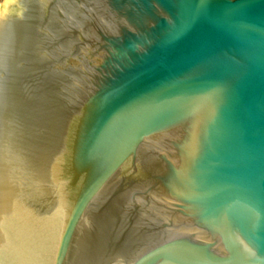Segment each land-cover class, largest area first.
<instances>
[{
    "label": "water",
    "instance_id": "water-1",
    "mask_svg": "<svg viewBox=\"0 0 264 264\" xmlns=\"http://www.w3.org/2000/svg\"><path fill=\"white\" fill-rule=\"evenodd\" d=\"M0 13V264H264V0Z\"/></svg>",
    "mask_w": 264,
    "mask_h": 264
},
{
    "label": "bare ground",
    "instance_id": "bare-ground-1",
    "mask_svg": "<svg viewBox=\"0 0 264 264\" xmlns=\"http://www.w3.org/2000/svg\"><path fill=\"white\" fill-rule=\"evenodd\" d=\"M10 2V0H4V5H8ZM4 6V7H6ZM2 13H0L1 16ZM9 23H10V19L9 18H5V20L3 22H1L0 24V69H1V64H2V60H3V53H4V47H5V43H6V38H7V33H8V28H9Z\"/></svg>",
    "mask_w": 264,
    "mask_h": 264
},
{
    "label": "rangeland",
    "instance_id": "rangeland-1",
    "mask_svg": "<svg viewBox=\"0 0 264 264\" xmlns=\"http://www.w3.org/2000/svg\"><path fill=\"white\" fill-rule=\"evenodd\" d=\"M4 6V0H0V12L2 11L3 8H5Z\"/></svg>",
    "mask_w": 264,
    "mask_h": 264
}]
</instances>
